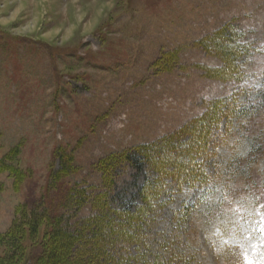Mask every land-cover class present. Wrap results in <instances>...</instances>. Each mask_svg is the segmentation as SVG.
<instances>
[{
  "label": "rangeland",
  "instance_id": "rangeland-1",
  "mask_svg": "<svg viewBox=\"0 0 264 264\" xmlns=\"http://www.w3.org/2000/svg\"><path fill=\"white\" fill-rule=\"evenodd\" d=\"M0 167V239L30 198L68 224L73 264H108V230L80 225L101 201L127 230L115 203L161 170L155 211L108 252L264 264V0H0Z\"/></svg>",
  "mask_w": 264,
  "mask_h": 264
},
{
  "label": "trees",
  "instance_id": "trees-1",
  "mask_svg": "<svg viewBox=\"0 0 264 264\" xmlns=\"http://www.w3.org/2000/svg\"><path fill=\"white\" fill-rule=\"evenodd\" d=\"M230 55L231 52H228L227 56ZM133 153L135 155H130L127 160L128 162L132 163L137 168V170H140L143 167V164L147 168L150 165L149 168L155 170V166H157L158 163H155L152 160L153 158L151 159L149 155L141 153L140 151H134ZM69 160L63 158L61 171L60 173L56 174L58 175V177L55 175L57 179H55V177L52 178V180L55 181L54 186L56 185V183L59 184V181L61 179H64L65 176L68 175L66 173L70 172L71 165ZM179 161L180 164H182L184 161L188 162L189 155L183 154L179 156ZM159 171L161 172V170ZM159 171L158 177L155 178L153 176L151 178H148L149 180H147L145 184L139 186L136 193L130 199H125L124 201L122 200L120 202L117 201V203H115L117 205V209H120L117 211L121 215L123 224H126L128 228L131 224V220L137 219L138 221L135 223V225H137L139 221H146L145 218H148V216H150V214L155 211V208L157 207V201L160 198V193L161 191H163L162 186H158V183L161 182L160 180L158 182V178L159 176L163 178L165 176L164 174H166H162ZM20 175H17V177L14 176V184L17 189L19 188L21 183V177H18ZM59 177L60 179H58ZM83 196V193H78V191H73L72 193L70 191L69 193V198L72 202H74L72 203L74 205H76L77 201L81 203L83 199L85 200V197ZM99 202L100 203L95 204V207L97 209L94 208V210H97L98 214H91L87 218H85V222L80 225L82 227L79 232L80 234H82L81 232L83 229H89L92 227L94 229L98 228L99 232H102V230H104L103 228H106V230H108L106 232H103V234H93V237L91 236L92 238H95L98 241L100 240L104 244H106V252L103 251V246L100 251L102 250V252H104L103 254L106 255L108 264H132L135 263L132 261V259L134 258H139V264H160L161 262L149 263L150 260L146 259V256L149 252L146 254L145 249H143V254L141 252L128 258L126 257L127 263L125 262V260L123 262L122 260L117 259L116 256H113V254H111L112 252H108V250H110V247H113V245H115L116 239L122 241V239L120 238H123L124 241H129L128 238L133 237V235H129L128 228L126 230V228L120 226L122 229L117 230V234L114 232L113 236V232L111 233V231L109 230V225L106 224V220L109 219V213L106 211L107 208L105 205H102L101 201ZM103 210L104 212H106L105 214L107 218H105V220H98L97 217L101 216L99 212L103 213ZM57 212V209L53 208L50 205L48 206L47 203L45 204L42 201H39L37 203V201L30 198L22 206L18 207L16 215L19 214V217L14 220L10 229L0 239V242H2V246L5 248L3 257H0V264H16L19 261L20 257L25 254L26 249L23 246V242L26 238L30 239V243L33 244V247L31 249V254H33V257L31 258L30 255V258L33 260V264H73L74 260L70 258V255L72 254L71 250L74 246L73 240L75 239V237L73 236V233L70 232L68 224L63 223L61 216ZM138 212L140 214H137ZM95 222L97 223L94 224ZM41 228H44L46 232L38 241L37 238L39 230ZM143 248L147 249V246H143ZM89 253H91V250L83 247V254ZM77 262H80V260L78 259ZM168 263L180 264L179 261L175 262L174 259H168L165 263L162 264Z\"/></svg>",
  "mask_w": 264,
  "mask_h": 264
},
{
  "label": "snow or ice",
  "instance_id": "snow-or-ice-1",
  "mask_svg": "<svg viewBox=\"0 0 264 264\" xmlns=\"http://www.w3.org/2000/svg\"><path fill=\"white\" fill-rule=\"evenodd\" d=\"M261 223L264 224V220H262ZM260 231H261L262 233H264V228H261ZM249 264H251L250 261H249Z\"/></svg>",
  "mask_w": 264,
  "mask_h": 264
}]
</instances>
